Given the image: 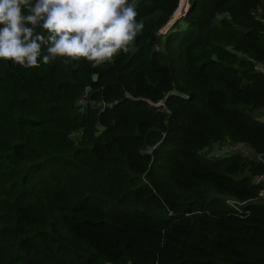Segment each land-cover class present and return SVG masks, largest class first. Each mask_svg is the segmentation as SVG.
Here are the masks:
<instances>
[{
    "label": "trees",
    "instance_id": "1",
    "mask_svg": "<svg viewBox=\"0 0 264 264\" xmlns=\"http://www.w3.org/2000/svg\"><path fill=\"white\" fill-rule=\"evenodd\" d=\"M188 3L100 67L0 60V264H264V0Z\"/></svg>",
    "mask_w": 264,
    "mask_h": 264
},
{
    "label": "clouds",
    "instance_id": "2",
    "mask_svg": "<svg viewBox=\"0 0 264 264\" xmlns=\"http://www.w3.org/2000/svg\"><path fill=\"white\" fill-rule=\"evenodd\" d=\"M138 6L139 0H0V60L33 68L70 58L64 62L100 67L132 50L143 28Z\"/></svg>",
    "mask_w": 264,
    "mask_h": 264
},
{
    "label": "rangeland",
    "instance_id": "3",
    "mask_svg": "<svg viewBox=\"0 0 264 264\" xmlns=\"http://www.w3.org/2000/svg\"><path fill=\"white\" fill-rule=\"evenodd\" d=\"M187 6H189V5H187ZM187 6H186V8H187ZM260 12H263L262 9L260 10ZM181 13L184 14L185 13V10L182 9L179 12V15H181ZM257 17L259 19H263L260 16H257ZM174 18H177V17H175V14L172 16L171 19H174ZM237 55L240 58H243L246 61H252L254 63L253 65H249L248 64V68L249 69H252L253 68V70H255L257 72H263L264 73V64L259 63V62H254L247 54H243L241 52H238ZM254 114L257 116V118L259 120L264 121V112H262V111H256ZM81 135H82V130L73 133V137L76 138V139L77 138H81ZM227 143L228 142L214 143L211 147H208V148L204 149L202 151V153L204 155L208 156V157H216V156H219V155H224L226 152H231V150H229L231 144H227ZM236 151L242 153L244 156H247L249 158H256L258 160L259 159H262V158H260L259 155L256 154V152L254 150H252L251 148H249L247 145H243V144L238 145V147L236 148ZM228 202L230 204L234 205V206H238V207L239 206H242L241 203L236 202L234 200H228Z\"/></svg>",
    "mask_w": 264,
    "mask_h": 264
},
{
    "label": "water",
    "instance_id": "4",
    "mask_svg": "<svg viewBox=\"0 0 264 264\" xmlns=\"http://www.w3.org/2000/svg\"><path fill=\"white\" fill-rule=\"evenodd\" d=\"M185 4H186V6L189 4L188 3V0H186V2H185ZM185 6V7H186ZM179 8V7H178ZM178 10V9H177ZM176 10V11H177ZM176 11H175V17H177V18H174V19H170L169 20V22L165 25V27H163V29L161 30V33H165L171 26H172V24L174 23V22H176L180 17H182L183 15H186L187 14V12L189 11L188 10V6H187V8H186V10H185V13L183 14V13H181V15H179V13H176ZM173 14V15H174ZM172 15V16H173ZM172 18V17H171Z\"/></svg>",
    "mask_w": 264,
    "mask_h": 264
},
{
    "label": "built area",
    "instance_id": "5",
    "mask_svg": "<svg viewBox=\"0 0 264 264\" xmlns=\"http://www.w3.org/2000/svg\"><path fill=\"white\" fill-rule=\"evenodd\" d=\"M238 146H236V145H230V149L229 150H231V151H236V148H237ZM237 152V151H236ZM260 158H263V157H261L260 156ZM263 180V177L262 176H259V177H255V181L256 182H261ZM261 195L264 197V188L261 190Z\"/></svg>",
    "mask_w": 264,
    "mask_h": 264
},
{
    "label": "bare ground",
    "instance_id": "6",
    "mask_svg": "<svg viewBox=\"0 0 264 264\" xmlns=\"http://www.w3.org/2000/svg\"><path fill=\"white\" fill-rule=\"evenodd\" d=\"M186 0H180V5L178 10L176 11V13H179L182 9L186 10V4H185Z\"/></svg>",
    "mask_w": 264,
    "mask_h": 264
}]
</instances>
